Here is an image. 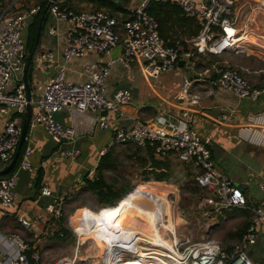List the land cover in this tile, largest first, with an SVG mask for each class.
Here are the masks:
<instances>
[{"label":"built area","instance_id":"2783aa9c","mask_svg":"<svg viewBox=\"0 0 264 264\" xmlns=\"http://www.w3.org/2000/svg\"><path fill=\"white\" fill-rule=\"evenodd\" d=\"M18 1L14 0L0 11V25L5 20L0 26V113L7 117L0 134V166L13 158L20 142L28 104L24 80L27 67L24 30L31 22L30 18L42 8L37 4L18 15L12 14ZM47 1L48 13L69 24L64 32V61L58 62L56 73L45 83L36 102L30 88L32 116L26 141L31 131L43 125L58 146L51 155L53 161L65 157L75 159L81 155L80 148L63 147L76 140L78 129L58 121L56 113L65 109L80 114L119 110L121 104L131 101V92L125 87L114 93L115 102L108 98L107 79L117 61L129 70L138 64L148 79H158L176 69L183 59L191 68H196L198 54L218 55L225 49L234 54L255 55L264 61V0H141L128 8L124 20L106 9H77L64 0ZM153 1L180 7L185 16L198 22L199 32L178 43L164 39L158 19L149 12ZM121 28L122 32L119 31ZM51 32L56 33V29L51 27ZM119 44L123 45L119 56H110ZM89 54H97L100 58L107 56L108 59L87 62L82 70L76 71L86 77L82 83L70 80L67 65ZM55 57L57 54L53 50H44L37 52L34 60L37 64H48ZM214 69L216 88L230 90L237 98L251 102H257L264 94V84L254 85L240 68L229 62L214 66ZM242 69L250 72L248 68ZM211 73L212 69L207 68L201 74L210 76ZM192 83L189 77L184 78L177 96L179 101L200 102L202 92L193 93ZM233 112L231 109L222 114L219 120H230ZM95 122L101 128H107L109 124L105 115L98 116ZM191 122L188 108H184L179 117L163 113L150 121L137 119L131 128L119 127L111 143L100 154H108L117 144H149L156 154H175L180 161L191 165L195 183L202 190L195 207L209 230L213 226L212 215L220 216L232 208L250 209L249 200L235 181L216 166L209 146L210 138L203 137ZM247 122L250 129L246 140L264 146V109L250 114ZM33 153L34 147L29 142L19 166L0 176V214L2 207H12L15 203L19 173L33 171ZM94 172L88 173L90 179H95ZM139 186L129 190L117 204L97 208L93 211L95 215H91L88 208H77L66 224L75 234L77 250L72 257L61 258L54 264H76L81 259L78 249L88 240L101 241L98 264H259L253 259L250 247L259 242L257 222L264 220L263 209L256 210L257 216L252 223L233 248L227 250L218 240L198 237L194 231L180 233L179 228L186 219L177 224V219L183 218L185 213L179 205V190H136ZM261 187L264 189V181ZM38 191L51 197L45 212L56 218L62 216L69 193H54L47 181L41 183ZM126 198H129L128 202H125ZM121 206L124 208L119 209ZM131 210L147 212L152 224L149 235L139 231L129 219L121 223L113 221ZM18 220L30 229L35 222H45L48 217L39 213L31 217L20 215ZM1 240L0 264H39L48 253L33 249L19 232L4 234Z\"/></svg>","mask_w":264,"mask_h":264},{"label":"crops","instance_id":"0c3cea01","mask_svg":"<svg viewBox=\"0 0 264 264\" xmlns=\"http://www.w3.org/2000/svg\"><path fill=\"white\" fill-rule=\"evenodd\" d=\"M114 1L128 10L129 6L136 5L141 0ZM1 8L2 6L0 5V11L2 10ZM167 10V12L163 11L161 14L160 22L161 35L167 41L178 43L186 37L195 35L198 28L200 29L196 20L193 18H185L176 6L169 5ZM122 14L123 13H120V17L118 18L124 20L127 14ZM26 31L27 29L24 30V32ZM119 31L122 32V28L119 29ZM50 33L54 35H51ZM50 33L45 32L42 34L39 51L53 50L57 54V57L52 61H49L48 64H37L34 60L33 83L31 90L33 93L37 94L43 91L45 83L56 73L58 62L64 61L62 59V48L65 44L64 32L61 34L57 33V35L51 31ZM113 51L114 49L111 51L110 56ZM230 52L229 49H225L218 55L198 54L196 58L198 66L196 68H191L190 63L188 62L185 66L179 64L176 69L171 71L176 75H182L184 80L187 76V71L189 69L192 70L191 77H187L193 81L191 91L193 93L202 92V98L198 104L179 101L177 98L178 92L175 94L173 90H170L168 83L166 84V79L171 77L166 76L167 74L161 82L162 88H160V90H155L153 87L156 86L153 85L152 89L149 88V92L148 90H145L139 94L138 81H132L134 72L136 74H142L138 64H135L133 68L129 70L122 67V64L116 62L117 64L114 66L112 65L111 74L107 79L108 96L112 98L118 89L125 87L132 92L131 96H133V99H131L129 103L121 104L119 110L104 109L98 112L80 114L77 111L67 109L56 114L57 119L64 125H74L77 127L78 137L72 144L81 149V155L78 158L73 159L65 157L59 161H53L51 155L57 150L58 146L53 142V139L50 137L46 128L43 125H39L31 131L27 144L30 142L34 147V153L31 157L33 171L24 170L19 173L15 189L17 192L15 193L14 205L12 207L1 208L0 242L2 241L1 238L4 234L19 232L25 237L33 249L50 253L51 250L45 249V247L52 243L48 240L52 239L50 238V235L53 234L52 237H54V234L57 231L56 228L58 222L57 220L55 221L56 217L45 212V205L50 199H48L49 197L45 198L46 196L42 197L43 195L39 193L38 190L41 183L47 181L53 192L56 194L60 193L61 190H65L64 192L69 194H71L69 190H75V192L78 191L79 193L82 192V190H86L87 188L84 177L90 171L96 172V167L102 158L100 154L101 150L111 143L115 131L119 127L131 128L137 119L150 121L163 113L179 117L184 108H188L190 111L193 128H195L203 137L210 138L209 146L212 151V158L219 170L228 176L225 168L219 164L218 160L221 159V162L225 164L227 161L231 162V160L228 159V156L230 155L233 157L232 160H236V164L239 163L244 165V170L246 172V181H244L245 185H254L256 183L261 185L264 181V146L248 142L246 140V135L250 129V127H248L249 124L247 122V117L253 112H258L264 109V94L257 102H251L248 99H239L230 90L216 88L214 85L215 79L211 80V77L214 74V66L223 65L226 62H229L240 68L254 85L261 86L264 84V61L255 55L235 54L237 56H228ZM232 53L233 52H231V54ZM252 57H255V62L250 64L249 61L252 60ZM100 59L106 61L108 57L105 56L100 58L97 54H89L82 57V59L80 58L69 63L67 65L68 76L70 78L77 77L78 73H76V71H78V68L75 67L83 62ZM207 68L212 69L210 76L201 74ZM242 68H248L250 72L244 71ZM175 74H173L174 81H176L177 78ZM145 81V86L147 88L150 87V84L152 83L151 79L145 78ZM125 83L129 85H125ZM231 109H234L231 119L225 122L220 121V116L229 113ZM100 115H105L107 117L109 122L107 128H101L96 124L95 119ZM6 118L5 115L0 113V134L3 131ZM121 145L122 144H117L112 151L109 152L112 157L115 155V151L119 150ZM136 147L138 146L135 144V150L132 152L133 157L138 159L141 168L152 169L150 166V156L144 148L145 146H139V151ZM154 154L156 159L166 161L169 164L170 169L172 168V164L166 160V157H171L172 155L176 156L175 154L165 156H160L156 153ZM146 160H148V163L145 167H142L141 161ZM161 170H165L164 165H162V169L158 168V171ZM230 171L232 172L231 167ZM233 171L238 172L234 169ZM245 185L242 186L245 190H243L244 193L249 190ZM34 190H37L36 194L34 193ZM247 198L250 207L253 196L249 195ZM236 210L243 211L244 213L247 212V210L242 208H236ZM39 213L47 215L48 220L45 222L37 221L30 229L22 226L18 220L20 215L31 217L36 216ZM252 214L254 215L253 219L248 220L250 221V224L257 216V212H253ZM257 226L260 230L258 243L264 248V220H259ZM251 253H253L252 250ZM258 263L264 264V261H259Z\"/></svg>","mask_w":264,"mask_h":264},{"label":"rangeland","instance_id":"374dc122","mask_svg":"<svg viewBox=\"0 0 264 264\" xmlns=\"http://www.w3.org/2000/svg\"><path fill=\"white\" fill-rule=\"evenodd\" d=\"M11 2H14V0H6L3 3L10 4ZM38 2L39 0H20L17 3H15V7L11 11V13L18 15L19 13L25 11L26 9H29L32 6L37 5ZM68 3H70L72 6L78 9L95 8V4L87 0H68ZM130 7L132 6H129L128 8ZM33 19L34 16L30 18V21H32ZM4 23L5 20L2 21L1 25H3ZM51 27H54L56 29L55 35H57V33L61 34L65 32L66 29H68L69 24L66 21H60L57 18L53 17L52 15L48 14L42 34H44L45 32L50 33ZM232 54L230 52L228 56L230 55L237 56L234 53ZM254 58L255 57H252V60L249 61L250 64H253L255 62ZM87 62H91V61H85L82 64L76 66L75 68H78V70H82V66ZM117 63L121 64L120 61H117ZM173 74L175 73L170 71V73L167 72L162 74L158 79H151L152 83L148 88L145 86L146 77L141 73L136 74L134 72V77L132 81L135 80L138 81L139 84L138 92L139 94H141L145 90H148L149 92V88L152 89L153 85L156 86L153 87L155 88V90H160V88H162L161 82L164 80L163 79L164 76L165 75L171 76L169 79H166L167 80L166 84L168 83L170 90H173L176 94V92L179 93L181 89L183 76L175 74L177 78L176 81H174ZM69 79L76 83H82L86 79V77L78 74L77 77L75 78L69 77ZM125 85H129V84L125 83ZM39 98H40L39 94L33 93V99L35 102ZM108 98L110 97L108 96ZM110 99L115 102L114 97ZM131 99H133V96H131ZM56 114H55V118L57 119ZM125 145L126 144L124 145L122 144L120 147L121 149L119 148V150L115 151V155L113 157L111 156L108 159L107 162L112 164V166L110 169L104 170L106 181L108 183H113L117 189L124 188L123 190L124 192H126L129 189L133 190V188H135L137 184H141L144 182H148V184L144 183L142 185H148L149 187L156 185L159 187L157 189L179 190L180 192L179 205L180 208L185 212L184 217L180 221L182 222L183 219H186L185 221L186 223H183L180 228L178 227L180 233L194 231L198 235V237L207 236L216 239L223 245L224 248L230 250L238 242L237 236L234 234V232L238 231L239 228H241L245 222H247L248 220H252L254 217L252 213L256 212L257 209L264 210V189L261 187V185H258L257 183L254 185L251 184L245 185L244 181H246L245 178L246 172L244 170V165H241L239 163L236 164V160H232L233 157L229 155L228 159L231 160V162L227 161V163L225 164L221 162V159H219L218 160L219 164H221L225 168L228 177L232 178L236 182V185H238L240 190H244V188L242 187L244 185L248 187L249 190L245 192V195L253 196V200H251L250 209L249 210L245 209L247 210L246 213H244L243 211H238L236 210V208H232L230 209V211L228 210V212L225 211L220 216H216L213 213L214 215H212V217L210 218V222L212 223L213 226L209 230H207V227L205 225L206 221H204L203 217L198 212V209L195 207L196 204H198L199 197L202 196L201 194L202 190L195 183V179L193 177L194 171L192 166L187 163H183L179 161L176 156L172 155L171 157H166V160H168L172 164L170 179L165 181H158L152 178L151 180L146 181L147 176L150 175L148 172L149 169L141 168L138 159L136 157H133L132 152H134L135 150L134 148L135 144L132 143V144H127L126 146ZM63 147L68 149L77 148L72 143H66L63 145ZM228 166L232 168V172L230 171V167ZM233 169L237 170L238 172L233 171ZM95 173L96 172H94V174ZM16 180H18V177L16 178ZM150 182H158V183L152 184ZM64 191L65 190H61L60 193H65ZM16 192L17 191L15 190V193ZM69 192H71V194L68 195V198L63 206V214H62L63 216L58 219L55 218V221L57 220L58 222V226L56 230H59L61 225H64L69 231L72 232V234H70L69 237L64 240L58 239L56 237L55 238L52 237L53 234L50 235V238L52 239L51 240L49 239L48 241L52 243L46 246L45 249H49L51 251L50 253H47L43 256L42 262L39 264H54L61 258L72 257L75 254V251L77 250L76 237L74 232L66 226L68 217L72 213H74V211L77 208L84 207L90 209V211H96L97 208H101L104 205V204H100L96 194L89 189L82 190V192L80 193L78 191L75 192V190H69ZM34 193L36 194L37 190H34ZM48 199H50L51 201V197H49ZM50 201L48 200V202ZM251 250L253 251L251 255L255 261L257 262L264 261V248L259 243L255 246L250 247V251ZM99 252H100V243H98L95 240H88L86 243H84L83 246L80 247V249H78V254L79 256H81V259H78L76 264H98Z\"/></svg>","mask_w":264,"mask_h":264},{"label":"trees","instance_id":"16d2710c","mask_svg":"<svg viewBox=\"0 0 264 264\" xmlns=\"http://www.w3.org/2000/svg\"><path fill=\"white\" fill-rule=\"evenodd\" d=\"M66 3H68V0H64ZM93 4H95L94 9H106L111 12L112 15H115L117 17H120V13L127 14L128 10L119 4H117L114 0H87ZM4 0H0V5L2 6L1 9L6 8L9 4L3 3ZM38 4H41V10L34 16V19L28 24L27 26V31L24 32V37H25V43H26V52H27V57H26V62H27V67H28V72H27V79L30 84V88H32V83H33V71H34V66L33 62L35 59L36 53L39 51L40 45H41V36L42 32L48 17V1L47 0H39ZM70 4V3H68ZM71 5V4H70ZM169 5H174L176 8L183 14L182 10L180 7H178L175 4L169 3V2H158V1H153L151 5L149 6V12L153 14L159 21L161 22V14L163 11L167 12ZM125 14V15H126ZM185 18H191L188 16H185ZM194 19V18H193ZM43 21L42 28H41V33L38 35V27L40 24V21ZM195 20V19H194ZM161 26V25H160ZM199 32L196 31V34ZM183 40H180L179 42H182ZM173 43V42H170ZM27 145V141L24 142L20 156L17 160V163L15 164L13 171L19 166L24 149ZM138 146V145H136ZM138 148L137 150L139 151L140 148L139 146L136 147ZM147 151V153L150 156V166L152 169H150L149 176H147L146 181L151 180L152 178L158 180V181H165L169 180L171 177V169L169 164L166 161H161L155 158V151L152 146L147 144L144 147ZM111 157L110 153L102 156L98 166L96 167V173H95V179H90L88 177V173L84 177L85 182H86V188L94 192L98 198V201L100 204L104 205H115L117 202L122 199V197L131 189L127 190L124 192V188H116L113 183H108L106 181V176L104 173L105 169H110L112 164H110L108 159ZM148 163V160L146 161H141L142 167H145L146 164ZM162 165H164L165 170L158 171L159 169H162ZM152 184H157L158 182H150ZM245 211V210H244ZM63 216V215H62ZM60 216V218L62 217ZM250 221L245 222L241 228H239L238 231L234 232V234L238 237V240L240 239L241 235L243 232L247 229L249 226ZM72 234L71 231H69L64 225H61L59 230H57L54 234V237L58 239H67L69 235Z\"/></svg>","mask_w":264,"mask_h":264},{"label":"water","instance_id":"95a60500","mask_svg":"<svg viewBox=\"0 0 264 264\" xmlns=\"http://www.w3.org/2000/svg\"><path fill=\"white\" fill-rule=\"evenodd\" d=\"M42 24H43V21L41 20L40 24H39V27H38V35L41 33ZM122 49H123V45L119 44L114 49V51L112 52L111 56L112 57H118ZM179 64L181 66H185L186 60L185 59L181 60L179 62ZM27 72H28V67H26V74H25V79H24L25 83L27 85V91H28V104H27V107H26L25 115H24L20 142H19L18 148H17L13 158L9 162H7L4 165L0 166V176L6 175V174L10 173L13 170V168H14L15 164L17 163V160H18V158L20 156L22 146H23L24 142L27 139V134H28V131H29V124H30V120H31V116H32L31 90H30L29 81L27 79ZM186 74H187V76L191 77L192 70L189 69ZM213 79H214V74L211 77V80H213Z\"/></svg>","mask_w":264,"mask_h":264},{"label":"bare ground","instance_id":"6f19581e","mask_svg":"<svg viewBox=\"0 0 264 264\" xmlns=\"http://www.w3.org/2000/svg\"><path fill=\"white\" fill-rule=\"evenodd\" d=\"M142 184L143 183H141L139 188L136 190H162V189H157L159 187L156 185L149 187L148 185H142ZM146 184H148V183H146ZM128 200H129V198H126L125 202H128ZM123 204H125V203H122V205ZM117 207H118V205L115 206L114 209H116ZM122 208H124V207H122V206L119 207V209H122ZM90 212H91V215H95V212H93V211H90ZM87 215H88V213H87ZM74 217H76V216H74ZM128 219H129V221L133 222L134 225L138 226L137 229H139V231L146 233V234H148L152 231V224L149 222L147 212L131 210L130 213H128V214L123 213L119 217L113 219V221L116 223H121V222H127ZM181 219H182L181 217L178 218L177 224H179ZM98 243L101 244V241H98ZM167 243H168V245L170 244L169 242H167Z\"/></svg>","mask_w":264,"mask_h":264}]
</instances>
